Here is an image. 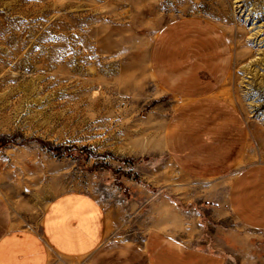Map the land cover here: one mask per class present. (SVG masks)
Wrapping results in <instances>:
<instances>
[{"label":"rangeland","instance_id":"1","mask_svg":"<svg viewBox=\"0 0 264 264\" xmlns=\"http://www.w3.org/2000/svg\"><path fill=\"white\" fill-rule=\"evenodd\" d=\"M186 16L216 23L230 47L214 98L234 112L242 151L217 175L171 159L179 103L149 66L158 32ZM251 164H264V0H0V193L18 229L38 231L46 204L76 191L114 212L112 236L170 222L224 264H264V230L227 204Z\"/></svg>","mask_w":264,"mask_h":264},{"label":"crops","instance_id":"2","mask_svg":"<svg viewBox=\"0 0 264 264\" xmlns=\"http://www.w3.org/2000/svg\"><path fill=\"white\" fill-rule=\"evenodd\" d=\"M227 39L216 23L186 16L166 24L150 51L153 79L179 103L166 132L169 155L193 176L223 173L242 151L234 112L214 98L230 71ZM227 204L242 226L264 230V164L245 166L233 176ZM14 224L0 193V264H224L218 252L180 238L170 222L132 238L112 236L114 212L76 191L46 204L38 231Z\"/></svg>","mask_w":264,"mask_h":264}]
</instances>
